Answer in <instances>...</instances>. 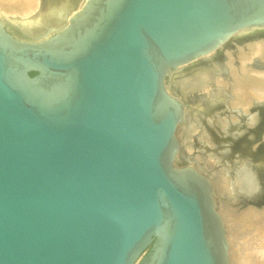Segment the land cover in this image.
Instances as JSON below:
<instances>
[{
  "label": "water",
  "instance_id": "1",
  "mask_svg": "<svg viewBox=\"0 0 264 264\" xmlns=\"http://www.w3.org/2000/svg\"><path fill=\"white\" fill-rule=\"evenodd\" d=\"M252 31L264 0H40L0 17V264H229L210 177L175 162L187 99L172 83ZM253 112L264 100L217 130L231 180L264 160V127L255 151L230 134L253 135ZM241 177L229 199L263 209Z\"/></svg>",
  "mask_w": 264,
  "mask_h": 264
},
{
  "label": "bare ground",
  "instance_id": "2",
  "mask_svg": "<svg viewBox=\"0 0 264 264\" xmlns=\"http://www.w3.org/2000/svg\"><path fill=\"white\" fill-rule=\"evenodd\" d=\"M38 6L40 7L39 0H0V12L4 9L11 10L13 12L17 11L22 15V19L29 18L30 16L35 14L37 12L36 9L39 8ZM234 43L235 46L233 48L230 47L229 49L224 51L226 54V58L223 65L226 68L227 72L225 74H220L212 77V72L210 73V71L201 72V81L203 82L201 89L207 90L208 86L206 85V82L209 85L208 79L213 78V80L217 84H219L221 87L223 86L224 89L228 92L230 97L228 100V105L230 107H240L243 112L248 113L249 107L253 103V100H264V72L260 71V69H254L251 64V61H253V57L251 56L252 54L257 55V61L259 62L258 65L260 64V62L264 61V36H261L257 31H252V33L248 36H236V40ZM236 62H238V64H236ZM214 65L215 67L219 66L217 63H215ZM182 84L186 85L185 88L180 89V91L183 93L182 95L185 96V90H187V86H189L191 82L189 84L187 82H183ZM216 91H218V88H216L215 90H211L210 93H214ZM187 102L190 103V105L186 109L187 118L183 119L184 123H181L182 126L179 127L180 130L179 132H177L179 133V150L177 152L175 160L177 165L187 160H191V162L194 163H196V160H198H195L193 158L194 155L192 153V145L190 141L193 137L189 132L193 130V128L195 127V123L202 122L201 115L198 113L196 105H199L201 109V107L203 108V104L197 99L193 101L190 100V98H187ZM261 116L262 115H259L258 112H253L251 118L252 121H254L253 126L255 127L253 128V135L252 133L250 134L249 131V134H245L247 132L245 126L237 125L235 128H231L230 134L241 136L245 135L250 137L248 140L244 141V144L242 143V148L250 147V151H255V149L257 148L256 144L253 147H251L252 144L249 146V142L251 141L250 139L256 137L255 135H257V133H260V128L264 127V123H261L262 119H264V116ZM244 117L245 116H243L242 119H244ZM233 118L241 123L236 115ZM205 122H202V134L199 137L204 138L206 142L213 145L214 140L217 138L218 134L214 132V129L216 128L218 130L220 128V123H224V120L219 119V117H213L208 119L206 118ZM262 138L264 139V132L262 133ZM202 157L206 158V156ZM222 157H224L223 154ZM214 158V163H216L218 161L217 159L219 158L223 163V158H221L220 154L219 156L216 155V157ZM200 159L201 158H199V162H201ZM251 165L255 169V173L257 171L258 174H261L260 171L264 170V160L257 163L252 162ZM220 170L222 171H219L221 174H228V172L224 169L221 168ZM235 170H237V172H234V177H232V180L230 179V175L229 177H226V180H228L226 182L224 179H221V182H225L227 189L230 190L229 185L231 184V181L238 183L239 178L240 180H242L243 178L241 176L245 175V173H249V177H245L246 182L252 185H258L259 190H261V186H264V179L257 178L259 177L258 174H252L245 168L243 169L241 167V164H238V168ZM218 177L216 179H218L219 181L221 177ZM218 212L222 217V221L226 231L229 264H232L230 260L232 259L233 254H235V251L239 248H241L242 250H239V258L241 261H244L242 264H264V208L257 209L252 206H248L246 208L233 207L230 205V202L227 201L225 204H223L222 202L218 203ZM260 217H262V219L259 220ZM232 221H235L237 224L235 226L232 225L230 223ZM226 229H228V231ZM230 230H233L234 233L237 234L241 233L242 236L236 237L237 235L233 234ZM238 245L239 248H237ZM234 247L236 248L233 250Z\"/></svg>",
  "mask_w": 264,
  "mask_h": 264
},
{
  "label": "rangeland",
  "instance_id": "3",
  "mask_svg": "<svg viewBox=\"0 0 264 264\" xmlns=\"http://www.w3.org/2000/svg\"><path fill=\"white\" fill-rule=\"evenodd\" d=\"M39 4H40V0H39ZM38 9L39 8H37L36 10H38ZM0 17H6V18H9V19H22L21 18L22 15L19 12H17V11L16 12H13V11L7 10V9H4L3 11L0 12ZM235 40H236V37L233 38V39H231L228 43H226L220 49L221 50L220 52L213 51L214 53L211 52L206 57L205 56L204 57H201V58L197 59L195 62L190 63V64H186L185 66H183L181 68V70L178 72V74L175 75L176 81L172 83V84H176L180 89H183V88L186 87L185 84H182L183 82H187L188 84L191 82V84L189 86H187L188 87L187 90H185V96H186V98L184 96V99L185 100L187 98H189V92L191 90H192L193 93H195L196 95H198L200 97V100L199 101H201V102L203 101L202 100L203 99L202 96L204 94H207L208 96L211 95V98L213 97V98L216 99L218 95H220L221 93H223L224 96H225V100H226L224 106L212 107L210 110L205 111L204 108L201 107V109H200L199 105H196L197 111L201 115V121L202 122H205L206 118L208 119V118H213V117H217V118L219 117V119L224 120V123L223 122L220 123V128L221 127H224L226 125V123H225L226 120L231 119L233 121V119H234L233 117L236 114L235 113H232V110H234V109H241V108L240 107H230L228 105V100L230 98L228 92L224 89L223 86L221 87L219 84H217L213 80V78L212 79H210V78L208 79L209 85L206 82V85L208 86V89L207 90L201 89L202 83H203L201 81L202 80L201 79V72L210 71V73L212 72L211 73V77L212 76H216V75H220V74H225L227 72V70H226V68L223 65L224 64V60L226 58V54H225L224 51L227 50V49H229L230 47L233 48L235 46V43H234ZM251 56L253 57V61H251V64L254 67V69H257V70L260 69V71L264 72V67H261V66H257L256 65L257 64L256 63L257 62V58H258L257 55L256 54H252ZM213 63L214 64L217 63L219 66L218 67L217 66L215 67V65ZM236 64H238V62H236ZM194 80H195V83H194ZM169 83H170L169 79L166 78V84H169ZM212 86H216V88H218V91H216L214 93L211 92V94H209V90L211 91L213 89ZM192 92H191V94H193ZM195 98H197V97L192 98L193 101L195 100ZM186 103L187 104L184 107L185 108L184 118H187V116H186V112H187L186 109L190 105L189 102H186ZM214 111H216V112H214ZM210 115H212V116H210ZM202 122L201 123L200 122L195 123V125H194L195 127L193 128V130H191L189 132L190 135L193 137L190 140L191 141V145H192V153L194 155L193 158L195 160L196 159H198V160H196L197 161L196 163L191 162V160H187V163H190L191 165H194L198 169H200V170H202V171H204V172H206L208 174V176L210 177V179L212 181V185H213V188L215 190L214 192H215L217 201L219 200L218 203H221L222 202L223 204H225L228 201V202H230V205L233 206V207H239V206H240V208H246V207H248V206H245V205H243V206L237 205V204H235V202H233L232 200L229 199V193H230V190H231V185H229L230 186V190H229V189L226 188V184H225V182L228 181V180H226V177H229V174H225V175L224 174H221L219 172V171H221L220 170L221 169V166L219 165L218 162L214 163L215 162V158L214 157H216V156H215V154H213L214 153L213 150H215V147L217 146L219 139L216 138L214 140L213 145H211L208 142H206L204 138L199 137L202 134V126H203L202 125ZM182 124L177 127V131H176V137H177V139H178V135H179V133H177V132H179V130H180L179 127H181ZM214 130H215L214 132L217 134V129L215 128ZM202 156H204V157L206 156V158H203ZM199 158H201L200 159L201 162H199ZM217 160L218 161L219 160L221 161L220 158L217 159ZM218 176L221 177L219 181H218V179H216ZM221 179H224L225 182L224 181L221 182ZM260 219H262V217H260L259 220ZM235 221H232L230 223L235 226L237 224ZM226 230L228 231V229H226ZM230 231L233 234L237 235L236 237L242 236L241 233H238L237 234V233H234L233 230H230ZM235 235H234V237H235ZM236 247H234L233 250ZM237 248H239V245H238ZM239 250L242 251L241 248H239L238 250H236L235 251V254H233V257H232L233 260L232 259L230 260L232 264H242L244 262V261H241L240 258H239V253H240Z\"/></svg>",
  "mask_w": 264,
  "mask_h": 264
},
{
  "label": "flooded vegetation",
  "instance_id": "4",
  "mask_svg": "<svg viewBox=\"0 0 264 264\" xmlns=\"http://www.w3.org/2000/svg\"><path fill=\"white\" fill-rule=\"evenodd\" d=\"M258 60V59H257ZM257 63V62H256ZM255 63V64H256ZM258 65V64H256ZM222 92V91H221ZM220 96V97H219ZM211 100H209V102H212L214 105L218 104L217 106H224L225 105V96L223 93H221L220 95L217 96V98H209ZM256 100H253V102H255Z\"/></svg>",
  "mask_w": 264,
  "mask_h": 264
},
{
  "label": "trees",
  "instance_id": "5",
  "mask_svg": "<svg viewBox=\"0 0 264 264\" xmlns=\"http://www.w3.org/2000/svg\"><path fill=\"white\" fill-rule=\"evenodd\" d=\"M35 72H30L31 75H33Z\"/></svg>",
  "mask_w": 264,
  "mask_h": 264
}]
</instances>
